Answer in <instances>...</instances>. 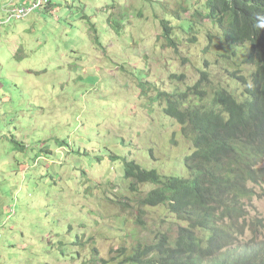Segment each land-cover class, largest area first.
Returning <instances> with one entry per match:
<instances>
[{
	"label": "rangeland",
	"instance_id": "374dc122",
	"mask_svg": "<svg viewBox=\"0 0 264 264\" xmlns=\"http://www.w3.org/2000/svg\"><path fill=\"white\" fill-rule=\"evenodd\" d=\"M32 1L0 6V264H118L161 235L173 241L174 218L141 204L156 187L133 193L125 173L135 162L187 177L192 146L165 96L206 72L210 103L237 59L220 55L221 31L196 17L206 0H48L9 19ZM208 36L219 38L206 50ZM257 194L250 224L264 223V183Z\"/></svg>",
	"mask_w": 264,
	"mask_h": 264
},
{
	"label": "trees",
	"instance_id": "16d2710c",
	"mask_svg": "<svg viewBox=\"0 0 264 264\" xmlns=\"http://www.w3.org/2000/svg\"><path fill=\"white\" fill-rule=\"evenodd\" d=\"M206 3L207 14L196 17L221 31V38L207 37L206 50L219 38L220 55L229 54L228 60L237 57L235 68L227 75L226 85L209 96L210 103L206 102L205 86L210 82L206 72L185 92L165 96L166 116L192 146L185 160L187 177L163 178L131 162L125 179L133 193L139 186L156 187L141 201L142 206L165 208L179 226L173 241L161 235L154 247L140 248L118 264H264V241H259L264 223L250 224L247 219V204L258 197L257 189L264 183V28L256 27L264 23V0ZM31 4L28 9L36 7L31 14L50 6L48 0ZM161 25L163 38L170 39L169 28L164 22ZM204 66L209 68L208 63ZM245 67L252 68L248 76L241 71ZM172 79L184 81L183 76ZM248 232L253 235L251 241L245 239ZM87 263L93 264L92 260Z\"/></svg>",
	"mask_w": 264,
	"mask_h": 264
},
{
	"label": "built area",
	"instance_id": "2783aa9c",
	"mask_svg": "<svg viewBox=\"0 0 264 264\" xmlns=\"http://www.w3.org/2000/svg\"><path fill=\"white\" fill-rule=\"evenodd\" d=\"M35 8L36 7H33L31 9H28V8H24V9H18L17 8V9H15V8H13V10L8 11V12H9V16L11 17V19L23 20L27 16H29L34 11Z\"/></svg>",
	"mask_w": 264,
	"mask_h": 264
},
{
	"label": "crops",
	"instance_id": "0c3cea01",
	"mask_svg": "<svg viewBox=\"0 0 264 264\" xmlns=\"http://www.w3.org/2000/svg\"><path fill=\"white\" fill-rule=\"evenodd\" d=\"M19 2H23V0H19ZM5 3H6V0H0V6H4Z\"/></svg>",
	"mask_w": 264,
	"mask_h": 264
},
{
	"label": "clouds",
	"instance_id": "9594fccd",
	"mask_svg": "<svg viewBox=\"0 0 264 264\" xmlns=\"http://www.w3.org/2000/svg\"><path fill=\"white\" fill-rule=\"evenodd\" d=\"M256 27L257 28H264V23H257Z\"/></svg>",
	"mask_w": 264,
	"mask_h": 264
},
{
	"label": "bare ground",
	"instance_id": "6f19581e",
	"mask_svg": "<svg viewBox=\"0 0 264 264\" xmlns=\"http://www.w3.org/2000/svg\"><path fill=\"white\" fill-rule=\"evenodd\" d=\"M34 7H35V5H34ZM254 158V157H253Z\"/></svg>",
	"mask_w": 264,
	"mask_h": 264
}]
</instances>
